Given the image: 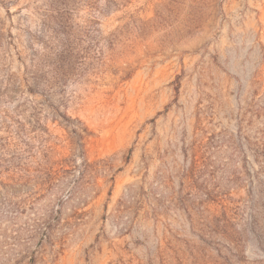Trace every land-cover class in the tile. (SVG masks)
Wrapping results in <instances>:
<instances>
[{
    "label": "rangeland",
    "instance_id": "374dc122",
    "mask_svg": "<svg viewBox=\"0 0 264 264\" xmlns=\"http://www.w3.org/2000/svg\"><path fill=\"white\" fill-rule=\"evenodd\" d=\"M0 264H264V0H0Z\"/></svg>",
    "mask_w": 264,
    "mask_h": 264
}]
</instances>
